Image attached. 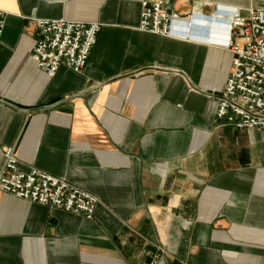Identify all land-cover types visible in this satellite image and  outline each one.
Instances as JSON below:
<instances>
[{"label": "crops", "instance_id": "1", "mask_svg": "<svg viewBox=\"0 0 264 264\" xmlns=\"http://www.w3.org/2000/svg\"><path fill=\"white\" fill-rule=\"evenodd\" d=\"M264 0H171L179 15ZM0 169L96 195L94 218L0 191V264H264V131L215 115L234 54L139 29L141 0H0ZM99 22L82 73L32 58L38 19ZM220 30L198 25L199 36Z\"/></svg>", "mask_w": 264, "mask_h": 264}, {"label": "built area", "instance_id": "2", "mask_svg": "<svg viewBox=\"0 0 264 264\" xmlns=\"http://www.w3.org/2000/svg\"><path fill=\"white\" fill-rule=\"evenodd\" d=\"M210 2L211 0H204ZM171 0H141L139 29L192 41L216 43L234 54L232 70L221 95L216 96L218 120L237 130L264 131V8L251 9L243 15L239 8L216 4L213 13L193 10L179 15L168 9ZM6 13L0 10V43ZM198 25L220 30L219 37L199 36ZM102 26L99 22L38 19L37 39L32 58L49 76L61 66L82 73ZM0 191L16 197L93 219L99 199L63 177L31 166L18 169L19 159L14 146L2 152ZM156 257L151 264H157Z\"/></svg>", "mask_w": 264, "mask_h": 264}, {"label": "clouds", "instance_id": "3", "mask_svg": "<svg viewBox=\"0 0 264 264\" xmlns=\"http://www.w3.org/2000/svg\"><path fill=\"white\" fill-rule=\"evenodd\" d=\"M228 8H229V9H233V7H232V6H228Z\"/></svg>", "mask_w": 264, "mask_h": 264}]
</instances>
